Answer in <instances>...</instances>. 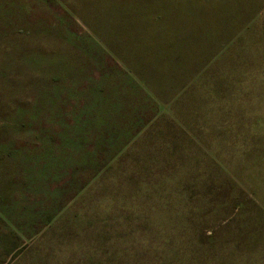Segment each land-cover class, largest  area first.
Returning a JSON list of instances; mask_svg holds the SVG:
<instances>
[{
	"label": "rangeland",
	"instance_id": "374dc122",
	"mask_svg": "<svg viewBox=\"0 0 264 264\" xmlns=\"http://www.w3.org/2000/svg\"><path fill=\"white\" fill-rule=\"evenodd\" d=\"M0 264H264V0H0Z\"/></svg>",
	"mask_w": 264,
	"mask_h": 264
}]
</instances>
